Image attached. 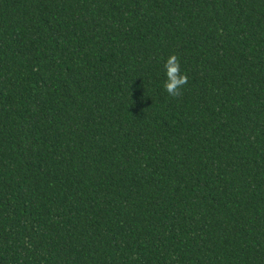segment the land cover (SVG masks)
I'll list each match as a JSON object with an SVG mask.
<instances>
[{
  "label": "trees",
  "instance_id": "trees-1",
  "mask_svg": "<svg viewBox=\"0 0 264 264\" xmlns=\"http://www.w3.org/2000/svg\"><path fill=\"white\" fill-rule=\"evenodd\" d=\"M0 264H264V0H0Z\"/></svg>",
  "mask_w": 264,
  "mask_h": 264
},
{
  "label": "clouds",
  "instance_id": "clouds-1",
  "mask_svg": "<svg viewBox=\"0 0 264 264\" xmlns=\"http://www.w3.org/2000/svg\"><path fill=\"white\" fill-rule=\"evenodd\" d=\"M166 77L164 88L171 97H179L182 95V88L188 82L186 73L181 72L179 57L172 54L168 57L165 65Z\"/></svg>",
  "mask_w": 264,
  "mask_h": 264
}]
</instances>
